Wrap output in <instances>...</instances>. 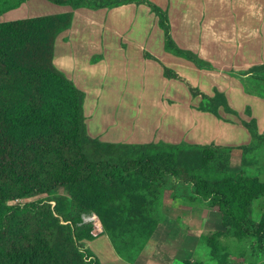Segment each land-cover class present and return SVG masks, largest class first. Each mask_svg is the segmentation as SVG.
Here are the masks:
<instances>
[{
	"label": "trees",
	"instance_id": "trees-1",
	"mask_svg": "<svg viewBox=\"0 0 264 264\" xmlns=\"http://www.w3.org/2000/svg\"><path fill=\"white\" fill-rule=\"evenodd\" d=\"M25 1L0 0V16ZM47 1L73 9L146 4L163 31L166 52L200 70L214 69L175 44L167 3ZM71 20L67 13L0 22V264H90L79 250L94 239L90 225H79L81 214L87 213L97 215L112 242L134 247L139 238L148 241L162 222L160 206L166 197L178 200L176 206L216 211L221 229L202 234L200 240L218 264H229L221 242L226 236L249 240L256 254L264 253V213L258 221L251 218V206L264 198V182L231 166L234 149L240 163L247 165L246 156L264 147V135L250 109L248 120L240 121L250 143L238 147L92 138L85 123L84 92L53 64L55 39ZM249 73L241 78L245 92L264 99V65L251 67ZM163 75L185 82L166 67ZM185 83L192 96L201 99L197 111L219 120H224L220 110L237 116L223 93L214 90L208 96ZM38 195L47 198L14 203Z\"/></svg>",
	"mask_w": 264,
	"mask_h": 264
},
{
	"label": "crops",
	"instance_id": "crops-1",
	"mask_svg": "<svg viewBox=\"0 0 264 264\" xmlns=\"http://www.w3.org/2000/svg\"><path fill=\"white\" fill-rule=\"evenodd\" d=\"M159 2L167 3L170 35L175 44L180 49L190 51L198 58L209 62L213 70H200L184 58L166 52L163 31L158 25L157 17L146 4H126L111 9L87 7L73 9L47 0H26L18 8L2 15L10 18L4 21L7 22L72 14L70 27L58 34L55 39L53 64L78 89L84 90L86 87L83 83L89 82V78L98 72L101 77L107 76L109 72L111 74L113 68L109 63L117 60L114 54L122 51L121 42L127 33L128 42L134 47L137 61L153 69L156 76L164 77L161 71L162 66H165L191 87L192 83L199 85L197 86L199 91L208 96H211L214 90L223 93L234 111L241 103L248 101L262 105L260 97L246 95L241 78L245 79L251 75L249 73L251 67L264 65V0H159ZM120 26H125L127 30H120ZM157 30L161 33L159 34ZM76 46H85L88 50L79 51ZM145 52L148 53L147 56L144 55ZM95 85L98 87V83ZM82 92L87 94L86 90ZM197 105L190 103L188 108L194 109ZM262 110L264 111V108ZM250 113L252 116L251 109ZM219 114L224 119L221 121L241 126L239 118L233 117L231 120L230 116L221 110ZM244 118L248 120L245 115ZM255 120L258 132L264 135L260 130V125L264 129V116L261 121L258 118ZM162 142L179 144L178 141H170L166 137ZM187 143L209 145L214 144V141L204 143L190 140ZM184 208L186 210L189 207L164 208L163 220L152 237L132 262L124 264L195 262L197 259L194 254H191V260L179 258V251L185 246V226L189 227V223L184 219L189 218L190 214L194 217L198 214L192 221L196 222L195 230L198 232L204 220L199 219L202 216L201 211L191 207L189 208L191 213L186 214ZM168 223L166 234L160 239L155 238L158 231L165 228V224Z\"/></svg>",
	"mask_w": 264,
	"mask_h": 264
},
{
	"label": "rangeland",
	"instance_id": "rangeland-1",
	"mask_svg": "<svg viewBox=\"0 0 264 264\" xmlns=\"http://www.w3.org/2000/svg\"><path fill=\"white\" fill-rule=\"evenodd\" d=\"M148 1L160 4L159 0ZM6 20H10V18L4 15L0 17V22ZM125 28V26L119 27L122 31H126L127 29ZM128 39L129 35L126 33L121 42L122 46L120 48L122 51L114 54L117 60L109 63L113 68L111 74L109 72L107 76L101 77L100 72H98L89 78V82L83 83L86 87L84 90L87 91V94L85 92L86 96L83 105L84 116L90 137L98 138L104 142L128 144H143L151 141L160 142L166 137L167 140L178 141L177 143H187L190 140H198L204 143L214 141V144L222 145L221 147L246 145L250 142V134L244 126L223 122L213 115L197 111L195 108L189 109L190 103L199 105L201 102L200 97H193L184 82L169 79L164 75V77L162 75L158 77L153 69L139 63L133 49L134 47L128 42ZM76 48L79 51L88 50L85 46H76ZM144 55L147 56L148 53L145 52ZM163 67L165 66H162L161 72H163ZM250 82H253V80H250ZM95 83H98V87H96ZM192 86L200 90L197 87L199 85L192 83ZM79 89L84 91L81 88ZM245 93L248 96L255 97V95ZM260 100L263 102L262 105H257L252 101L241 103L237 109L235 108L237 116H228H230L231 120L233 117H237L239 121H245L244 115L247 116L246 108L249 107L253 112L252 117H256L261 121L264 116V111L262 110L264 108V99L260 98ZM260 130L264 134V129L261 125ZM236 154L237 151L234 149L232 152L234 158L231 165L232 168L236 171H245L247 174L254 175L261 182H264V147L256 148L246 156L247 165H242ZM59 193H63V191L59 190ZM46 198V195H38L22 201L16 200L19 202L15 201L14 203H28ZM179 203L178 200L172 201L171 198L166 197L160 206V213L164 215L163 209L166 207H182L176 206ZM50 204L52 207L54 206V202H50ZM184 207L187 208L189 206ZM189 208L186 210L184 208L187 211L186 214L191 213ZM193 208L202 212V216L199 219L200 221L203 219L204 222H201L200 232H198L195 230L196 222L192 223L198 217L197 213L195 217L190 214L189 218H183L189 223V227L185 226V246L179 251V258L191 260V254H194L197 259L196 263L218 264L216 260L209 256V249L201 243L199 237L202 234L213 233L221 229L217 213L206 206ZM263 213L264 198H261L251 206V218L258 221ZM95 216L97 217V215ZM79 225L91 226L90 233L94 239L83 242V247H79L80 251H84V260L90 264L95 261L99 264L132 262L147 242L139 238L137 240L139 242L134 247L125 246L120 240L112 242L110 237L104 232L101 222V231L95 235L92 233L91 224H82L80 221ZM166 228H169V223L165 224V228H161L158 231L155 238H162L167 232ZM221 242L229 253V264H250L256 260L264 261V253L260 251L256 254L253 250V244L249 240L238 241L226 236L221 238Z\"/></svg>",
	"mask_w": 264,
	"mask_h": 264
},
{
	"label": "built area",
	"instance_id": "built-area-1",
	"mask_svg": "<svg viewBox=\"0 0 264 264\" xmlns=\"http://www.w3.org/2000/svg\"><path fill=\"white\" fill-rule=\"evenodd\" d=\"M81 223H88L92 225L93 228V234L101 231L100 222L99 219L94 214H82L81 215Z\"/></svg>",
	"mask_w": 264,
	"mask_h": 264
}]
</instances>
